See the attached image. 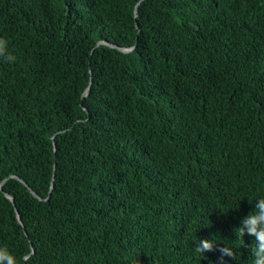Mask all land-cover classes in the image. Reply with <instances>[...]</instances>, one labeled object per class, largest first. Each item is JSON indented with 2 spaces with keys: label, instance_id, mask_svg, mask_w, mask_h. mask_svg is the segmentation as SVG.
Listing matches in <instances>:
<instances>
[{
  "label": "trees",
  "instance_id": "16d2710c",
  "mask_svg": "<svg viewBox=\"0 0 264 264\" xmlns=\"http://www.w3.org/2000/svg\"><path fill=\"white\" fill-rule=\"evenodd\" d=\"M0 37L18 264H252L234 229L264 198V0H0Z\"/></svg>",
  "mask_w": 264,
  "mask_h": 264
},
{
  "label": "clouds",
  "instance_id": "9594fccd",
  "mask_svg": "<svg viewBox=\"0 0 264 264\" xmlns=\"http://www.w3.org/2000/svg\"><path fill=\"white\" fill-rule=\"evenodd\" d=\"M17 61V57L8 49V41L0 37V62L13 64ZM237 239L243 240L245 233L254 237V243L251 247V255L253 257L252 264H264V198H259L254 203V211L246 215L239 227L234 229ZM244 243V241H243ZM213 241L209 239L200 240L195 251L203 257L204 252L212 251ZM223 256L235 258V251L224 246L220 249ZM0 264H18L16 257L9 251L6 246H0Z\"/></svg>",
  "mask_w": 264,
  "mask_h": 264
},
{
  "label": "water",
  "instance_id": "95a60500",
  "mask_svg": "<svg viewBox=\"0 0 264 264\" xmlns=\"http://www.w3.org/2000/svg\"><path fill=\"white\" fill-rule=\"evenodd\" d=\"M135 10H136V7H135ZM112 46H114V47H116L115 45H113V44H111ZM119 49H121V48H119ZM123 50V49H122ZM20 181L24 184V185H26L27 186V184L23 181V180H21L20 179ZM30 191L32 192V194L33 195H35L36 197H38V195H36V193L32 190V189H30ZM9 198H11L12 199V197L10 196V195H8V194H6ZM39 198V197H38Z\"/></svg>",
  "mask_w": 264,
  "mask_h": 264
}]
</instances>
